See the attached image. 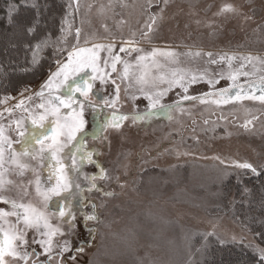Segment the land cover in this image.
Segmentation results:
<instances>
[{"label": "rangeland", "instance_id": "rangeland-1", "mask_svg": "<svg viewBox=\"0 0 264 264\" xmlns=\"http://www.w3.org/2000/svg\"><path fill=\"white\" fill-rule=\"evenodd\" d=\"M74 1L70 10L72 13L65 18L66 25L56 47L62 55L58 60L60 63L56 62L50 73L37 84L9 93L0 102V128L11 143V149L15 150V159L28 165L18 169L15 164L9 163V151L6 150L5 165L0 172H3L6 182L11 181L5 184L7 190L3 192L4 197L25 205L30 204L28 199L32 197L31 205L35 209L41 207L46 214H50L47 217L58 215L47 206L54 194L48 193V199H44L32 183L23 186L22 183L30 176L39 177L33 169L39 164L56 166L57 160H60L69 170L72 161L67 155L69 148H64L66 155L61 152L56 159H45V152L40 151L42 145L35 144L39 147L34 159L21 156L20 142L23 138L19 132L32 128L33 119L52 127L50 122L56 118L50 114L53 107L51 101L70 95L68 85L73 80L90 81L87 102L92 108L86 106L83 109V131L90 132L92 136L100 132L101 128L98 129L90 120L91 117L95 119V113L99 115V122L107 120L108 127L103 131L105 139L85 140L86 150H98L99 158L106 166V179H96L98 187L95 190L99 193H82L86 197V205L74 207L72 211H92L86 199L96 202L98 219L92 224L95 225L96 236L91 241L93 246L88 247L90 234L85 231L82 219L76 221L77 241L70 246L72 250L64 254L66 258L57 257L56 253L49 259V252L43 253L41 244L33 242L40 241L35 236L30 241L27 239V244L13 241V247L21 255L28 254L27 264H33V259H48L50 264H60L59 259L62 262L69 259L82 244L84 250L76 252L75 260H70V264H173L174 259H181L182 256L186 258L180 264H189L192 259H198L200 264L207 257L206 251L210 247L225 244L242 246V250L247 247L260 259L262 248L258 243L259 237L247 224L239 222L237 215L244 218L251 214L252 223L254 219L257 221L252 228L257 226L264 232V200L256 203L253 209L252 202L247 204L249 191L255 187L259 190L261 186L258 183H262V187L264 185L262 180L256 184L247 181L248 176L242 177L247 170L239 169L235 164L248 162L258 169L264 166V100L259 99L264 93L256 95L251 90L233 97L221 95L200 84L201 77L198 78V75L207 73L209 69L206 62L199 68L187 65L192 60H202L199 55L202 51H229L263 57L264 0ZM37 5L38 10L33 7L34 10H31L35 19L37 11L39 19H43L47 15V4L39 0ZM229 5L233 10H223ZM5 34L0 36V44L7 52L3 53L4 58L0 61L7 62L12 60L10 50L17 44L15 35L22 38L24 34ZM130 45L134 49L127 56L124 52L121 54V64L117 68L120 49ZM79 49L86 51L79 52L78 57L74 54L65 73L52 77L51 86L43 88L47 96L39 95L49 77L68 62V53H76ZM114 57L119 59L114 60ZM175 57H178L180 66H184L180 83L187 87V92L180 93L177 89V95L160 101L159 105L172 106L179 102V106H172V111L164 109L156 115H136L140 119L134 121V116L127 113L148 110V102L143 97L131 100L130 94L125 91L128 89L126 85L134 81L149 85L154 80H166L171 69L177 66ZM84 61H88L89 65L81 71H74ZM161 76L164 80L160 79ZM256 81L264 84V78ZM95 92L100 95L95 96ZM185 95L193 99H182ZM74 100L83 101L85 97L77 92ZM76 107V103L71 108L61 105L60 112L71 114ZM45 109H49V114L40 122L39 116L45 113ZM100 109L103 111L98 113ZM86 111L91 114H85ZM111 111L115 112L110 114ZM108 115L127 116L128 119L118 121L121 126L114 128ZM76 135L80 140L84 136L82 133ZM60 139L63 140V137ZM49 143L50 140L44 141L45 145ZM73 144L78 147L76 142ZM69 147L75 152V147ZM98 155H93L91 159L95 158L98 162ZM76 158L79 164H83L79 154ZM79 164L70 171L78 181L84 183L82 177L96 174V166L91 164L87 168ZM227 182L226 192L231 193L232 199L230 206L237 210V214L232 211V217L217 209L222 205V193ZM256 200L258 198L252 201ZM239 203H243L245 208L249 206L243 215L238 211ZM0 210L13 211L10 205L3 203H0ZM15 211L22 215L24 209ZM21 222L16 215L0 220V241L5 233L10 234V229L20 231ZM90 224L88 222V227H92ZM61 227L67 226L63 224ZM74 236L72 234L69 243L74 241ZM194 241L195 244H192ZM220 241L226 243L221 244ZM57 245L53 247L57 248ZM61 247L58 252L62 251ZM208 255L210 259L211 254ZM231 258L224 263L218 260L213 264H248L249 261L244 253L233 260ZM5 259L8 264H25L22 259Z\"/></svg>", "mask_w": 264, "mask_h": 264}, {"label": "trees", "instance_id": "trees-1", "mask_svg": "<svg viewBox=\"0 0 264 264\" xmlns=\"http://www.w3.org/2000/svg\"><path fill=\"white\" fill-rule=\"evenodd\" d=\"M45 4H47V15L44 16L43 19H39V24L37 27V32L29 36L26 32H22L18 28H14L12 25H9L8 23V11H9V5L12 3L19 4V10L14 14V20L17 24H19L21 21H27L29 24L35 19V15L33 14L34 10L31 6H25L20 3V0H0V36H5L7 32H12V34L17 33L19 34H26V39H24V35L20 38L16 37L17 44L15 45L13 50H10L12 54V60L11 61H0V102L3 98H5L9 93H16L20 90H24L28 86H32L34 84H37L40 82L43 78H45L50 71L55 67L56 62L61 59L62 55L59 54L57 51V46L60 43V34L64 30L66 22L65 18L69 16L72 12H70L71 7L73 6L74 0H42ZM36 4H38L39 0H35ZM32 9V10H31ZM46 11V10H45ZM14 32V33H13ZM47 37L48 38V44L47 46L42 45L39 49L35 47L36 43L39 42L41 39ZM1 41V40H0ZM25 44H28L29 47H25ZM134 47L130 45L128 48L125 49L124 53L125 56L128 55V52L130 50H133ZM7 52L6 49H3L2 44H0V58L3 57V53ZM121 52V51H120ZM119 52V53H120ZM35 53V60L36 63H33V54ZM119 57L120 59L117 61L116 67L118 68V65L121 64V54ZM210 54V55H209ZM202 60H192L191 63H189L187 66H191L193 68H199L201 64H204L203 62H206L209 66L207 73H202L198 75V78H200V84H202L205 87H209L210 91L213 92H220L221 95H229V97H233L240 94H246L247 92L254 90L256 95H261L264 93V84H262L260 81H256L259 79L264 78V56L263 57H254L250 54H240V53H234V52H204L202 51L200 54ZM176 58V57H175ZM176 58V64L177 66L175 68H172L170 71V74L168 78L164 81H151L149 85L147 84H140L137 83V81H134L132 84H127L126 87L128 89H125L126 93L130 94V99L133 100V98L136 97H143L148 102V107L146 111L138 112V113H127L128 115H145V114H153L156 115L160 111H163L164 109L161 108V105L156 104L155 107H150V101L146 98V96L151 95L153 97V100H155V94L160 91H164L165 95L161 98L160 101L168 99L170 96L177 95V92L179 90L180 93L185 92L184 91V85L183 82L180 83V79H182V75L184 74V66H180L181 63ZM115 67V68H116ZM139 72V69H136ZM141 74V73H140ZM175 74V75H174ZM232 77H235L233 79ZM177 81L175 83H170L171 81ZM152 85V86H150ZM131 86V87H130ZM246 87V88H245ZM178 89V90H177ZM96 94V92L94 93ZM100 93L96 94L95 96H99ZM102 95V94H101ZM172 106H176L173 104ZM170 105L165 106V109L168 107H172ZM70 111V110H69ZM99 113L100 111L97 110ZM115 111H111L110 114H113ZM86 113H90V111H86ZM96 117L93 119L92 117L90 120L93 121V125L97 126V128H101V125L104 123L103 120H100L98 118V114L95 113ZM111 116L108 115V118ZM111 120V119H110ZM120 122L119 119L117 121L111 120V123H118ZM100 123V124H99ZM96 140L93 138V136L90 134H87V136H83L82 140H80V137L78 138L79 143L77 144L78 147H81L80 151V158L82 155H84L87 150L86 142L85 140ZM62 153L66 155V150L63 149ZM61 154V152L59 153ZM93 156V155H92ZM91 156V157H92ZM62 161H64L61 158ZM85 156L83 161L81 162L83 164H79L77 162V158H75V166L81 165L83 167H90V165L96 166V175L100 174V167H97L95 158H92L91 160ZM98 164L102 166L103 169L106 170V166L103 163V159L99 158L98 155ZM91 165V166H92ZM39 166V167H38ZM38 166L34 167L35 171L38 172L39 177L30 176L29 180L25 179V182L22 183V186L26 183H32L35 187H37V181L39 182L38 187L40 191H48L49 194H52L50 189L53 188L56 185V167L51 166V164L43 165L39 164ZM73 168V160L71 161V166L69 170H66V166L64 165V174L67 176V181H70L69 186L67 188H62L60 191V195H55L51 197V199H59L65 204L69 206L68 209H66V212L68 210L72 211L74 207H80L83 205H86V202H84V197L82 193H99L95 189L97 187H93V185H97L95 180H90L89 177L93 175V173L87 175L85 178L84 183L78 181L75 177L72 176L71 170ZM40 170V171H39ZM148 173V172H147ZM146 173V174H147ZM105 175V173H104ZM249 180L251 182H260L262 180L264 185V173H262L260 176H255L250 173L248 175ZM106 179V178H104ZM238 179V178H236ZM30 180H33L34 182H30ZM230 181V180H229ZM64 183V182H62ZM143 183V181H142ZM227 182L224 186V190L222 193V199H221V207H217V209H221L225 214H230L231 216L232 211L233 214H237L236 209H232L230 206V203L232 201L231 199V193L226 192V189L228 187ZM258 186H261L259 190H257L258 187H255V189L249 191L247 204L249 205L250 202H252V209L255 207L256 203H260V200H264V186L262 187V183H258ZM79 185V187H77ZM142 185V184H141ZM140 188V187H139ZM92 190V191H90ZM237 191V190H236ZM51 196V195H49ZM256 201H252L253 199H257ZM30 205L33 203V198H29ZM40 200V199H38ZM37 200V201H38ZM88 200V203L92 207V211L89 212L83 211V212H75L72 211L75 215V219L71 221L74 224H78L79 220L84 221V214L89 213V215L95 213L97 216V204L94 202V200L86 199ZM50 201V199L48 200ZM264 202V201H263ZM93 204L96 205L95 209L93 208ZM38 206V202H37ZM245 205L243 203H239L238 211H240V215L244 214V210H247V208L244 207ZM38 212L42 213L45 220L47 221L49 227L45 228L43 226V221L41 222V228L40 231H43L47 233L49 230H53L55 234L51 237V249L49 252V255L51 257H55L54 254L57 253V257H65V253L68 251H60V247L64 249L65 247H69V251H71V245H74L77 241L78 233L77 229H70L68 227V224L63 223L65 219H68L67 215L64 217H61L59 215L52 214L51 216H46L50 214H46L41 207L39 209H36ZM256 210V209H255ZM97 211V213H96ZM77 214V215H76ZM238 220L241 223L247 224L253 232L259 237L258 243L262 249H264V235H258V233H264L261 232L258 228L254 227L256 225V220L254 219V223H252V217L251 214H249L247 217H241L239 215ZM232 217V216H231ZM98 218V216H97ZM78 221V222H76ZM88 222H91L90 225L94 224L96 220H90ZM65 225L67 227L62 228V225ZM21 228L20 230H23L24 224L23 221L21 222ZM95 225H92V227H89L91 229L94 228ZM58 229V231H56ZM40 231H36L35 229H28L26 232V240L28 239L30 241V238L34 237L37 239L39 238L41 240H48L49 237L47 235H40ZM74 234V241L72 243H69L71 241V236ZM39 236V237H38ZM96 236V235H95ZM69 243V244H68ZM57 245V248H54L53 246ZM192 244H195V241L192 242ZM213 244V243H212ZM211 244V245H212ZM46 244L44 247H47ZM238 249H235V248ZM242 246H234V244H225V245H214L210 247L208 251H206V258L208 259V254H211L210 259H203V262L200 264H213L216 263L218 260H220L222 263H224V260H230V258L233 260L238 254H245L246 259H249L248 264H264V261H261V259H258L255 255L251 254V250L247 247H244L246 250L240 249ZM43 253L44 248H42ZM248 250V251H247ZM210 251V253H209ZM251 251V252H250ZM77 251L74 250L70 256L75 255ZM104 252V251H103ZM102 252V253H103ZM78 253V252H77ZM104 255V254H103ZM69 256V257H70ZM132 256V255H131ZM182 256V254H181ZM68 257V256H67ZM215 257V259H214ZM256 257V258H255ZM186 257L182 256L181 259H174V262L177 260L178 264L179 262H182V259H185ZM33 264H50L47 260H41L37 261L36 259H33ZM71 259H64L62 262L61 259H59L60 264H70ZM185 261V260H184ZM189 264H199L198 259L194 260L192 259Z\"/></svg>", "mask_w": 264, "mask_h": 264}, {"label": "snow or ice", "instance_id": "snow-or-ice-1", "mask_svg": "<svg viewBox=\"0 0 264 264\" xmlns=\"http://www.w3.org/2000/svg\"><path fill=\"white\" fill-rule=\"evenodd\" d=\"M20 3L25 6H31L33 8H36L38 10L39 6L36 4L35 0H20ZM20 5L16 3H12L9 5V11H8V23L9 25H12L14 28L20 29L22 32H26L29 36L34 35L37 32V27L39 24V12L37 11V18L34 19L30 24L27 21H21L19 24L16 23L14 20V14L18 12ZM223 10L229 11L233 10L232 6H226ZM78 35V30H77ZM48 44V38L45 37L41 39L39 42L36 43L35 47L39 49L42 45L47 46ZM15 45H13L14 47ZM25 47H29L28 44H25ZM86 51L85 49H79L76 53L69 52L68 53V62L63 63L57 70V72L53 73L52 76L49 77V80L46 82L44 86L41 88V92L39 95L43 94V88L45 86H51L52 84V77H60L62 74L65 73V71L69 68V65L73 61L74 54L78 57L79 52ZM121 52H124L125 49L122 47L120 49ZM109 52H111V49H109ZM153 55H155V52H153ZM210 55V54H209ZM119 57H114V60H118ZM139 59H145V57H139ZM33 63H36L35 60V53L33 54ZM59 64L60 62L57 61ZM89 62L84 61L82 62L77 69H74V71H81L84 67L88 66ZM113 71H115V63L112 65ZM95 67H93V71H95ZM125 74H127V69H125ZM175 75V74H174ZM65 79H67V76H64ZM235 79V77H232ZM161 80H164V77H160ZM193 80H195V77H193ZM114 82V81H113ZM177 81H171L170 83H175ZM68 88L70 90V95H68L65 98L56 97L55 100L51 101L53 104V107L50 109V114L54 116L56 119L52 122H50L53 126L52 127H46L42 123H39L37 119L32 120V128H24L19 132V135L23 138L20 142L21 144V150L20 155L21 156H31L33 159L35 158L34 154L36 153L35 144H41L42 147L40 149L41 152H45V159L48 157H51L52 159H56L58 153L62 152L64 148H69L68 152V158L73 160V168H75V158L77 154H80L81 147H77L73 142L79 143L77 138V133H82L85 137L87 136V133H85L84 130V124L85 121L82 119L83 109L87 106L88 108H92V105L90 102H87V97L89 94V91L91 90V83L88 80L83 81H76L73 80L71 84L68 85ZM184 91L187 92V87H184ZM79 92L80 96L85 97V100L83 101H76L74 100L75 93ZM95 95V94H94ZM165 95L164 91L157 92L155 94V100H153V97L151 95L146 96V98L150 101V107H155L156 104L160 103L161 98ZM117 98H118V88H117ZM182 99H193V97H189L185 95L182 97ZM259 99L264 100V95H261ZM58 101V103H57ZM76 103L77 107L75 109H72L71 114H65L60 112V106L62 105L65 108H71L72 104ZM105 103H108L105 101ZM115 103L114 101L112 102ZM176 106H179V102H177ZM41 108H44V105H40ZM161 108L165 109V106L161 104ZM95 111V109H93ZM166 111H172V107H168L165 109ZM99 111H103L100 109ZM49 114V109H45V113L41 114L39 116V121L42 122L45 120L46 116ZM111 120L116 121L117 117L113 115L110 117ZM128 119L127 116H121L119 117L120 121ZM132 119L139 120V116H134ZM121 125L120 123H113L112 127L119 128ZM108 127L107 120L104 121V123L101 125V129L99 133H94L93 138L94 139H105L103 136V131ZM63 137V140L60 138ZM50 140V143L45 145L44 141ZM72 145L75 147V152L72 151V148L69 146ZM9 151V163L15 164L18 169H23L28 167L26 163L18 162L15 159V150L11 149V143L7 140V138L3 134V129L0 128V169H3L5 165L4 160V153L5 151ZM92 155H98V150L95 149H89L87 152L81 156V160L85 158V156L91 160ZM96 163L97 167H100V174L96 175L93 174L89 177L90 180H96V179H104L106 178L104 173L105 169L102 168ZM56 167V185L50 189L51 193L54 195H60V191L62 188H67L69 186L70 181H67V176L64 174V165L60 162V160H57ZM235 167L247 170L244 172V175H248V172H250L252 175L260 176L262 173H264V166H262L260 169H258L256 166H254L251 163L243 162V163H237L235 164ZM79 171L80 169H76ZM64 182V183H62ZM6 183H11V181H5L3 179V172H0V203L10 205V207L13 209V211L8 212L4 210H0V220H3L6 216L16 215L18 217V220H22L24 224L23 230L16 231L14 228L10 229V234L5 233L3 240L0 241V264H8V261H6L5 257H12L14 259H22L25 261V264H27L28 254L24 253L21 255L16 251V249L13 247V241L19 240L21 244H27L26 240V232L28 229L32 228L36 231H40L41 228V222L43 221V226L45 228H48L49 225L47 221L45 220L42 213L38 212L32 205H25L22 203H17L15 200L6 198L3 196V192L7 189L5 188ZM39 182L37 181V193L42 196L44 199H48V191L41 192L38 187ZM79 187V185H77ZM93 187H98L96 185H93ZM96 205L93 204V208L95 209ZM24 209L23 214L19 213L18 211H15L16 209ZM69 206L65 204L64 208H61L58 210V215L61 217H64L67 215L68 219H65L63 223L68 224V227L70 229L75 228V224L72 223L75 219V215L72 211L68 210L66 212V209H68ZM98 219L95 213L89 215L87 213L84 214V228L85 231L88 232L89 235V242L88 247H92L91 241L95 238L94 233L95 229H91L88 227V221L89 220H96ZM0 231H2V228H0ZM58 231V229L56 230ZM55 234L53 230H49L47 233L40 231V235L44 236L47 235L49 237L48 240H40V241H33L35 243H40L41 247L44 248V252L47 254L50 252L51 249V237ZM258 235H264V233H258ZM221 244L226 243L225 241H220ZM48 245L47 247H44L45 245ZM84 250V245L82 244L80 247L76 249L77 252H82ZM63 251H69L67 247L62 249ZM52 257L49 256V259ZM69 259L75 260V256H70ZM260 259L261 261H264V249L260 250Z\"/></svg>", "mask_w": 264, "mask_h": 264}, {"label": "water", "instance_id": "water-1", "mask_svg": "<svg viewBox=\"0 0 264 264\" xmlns=\"http://www.w3.org/2000/svg\"><path fill=\"white\" fill-rule=\"evenodd\" d=\"M48 207L51 209V210H59L61 208H63V204L62 202H57V201H52L49 203Z\"/></svg>", "mask_w": 264, "mask_h": 264}, {"label": "flooded vegetation", "instance_id": "flooded-vegetation-1", "mask_svg": "<svg viewBox=\"0 0 264 264\" xmlns=\"http://www.w3.org/2000/svg\"><path fill=\"white\" fill-rule=\"evenodd\" d=\"M43 95H44V96H47L48 93H43ZM37 147H39V146H35V149H36ZM10 194H11V193H10ZM51 200H53V199H51ZM51 200H50V201H51ZM58 200H59V199H58ZM50 201H48V202H50ZM60 201H61V200H60ZM48 205H49V203H48ZM48 205H47V206H48ZM63 206H64V205H63ZM48 208H49V207H48ZM51 211H52V212H55V213H58L57 210H51ZM55 215H56V214H55ZM41 240H44V239L41 238ZM51 240H52V238H51Z\"/></svg>", "mask_w": 264, "mask_h": 264}]
</instances>
